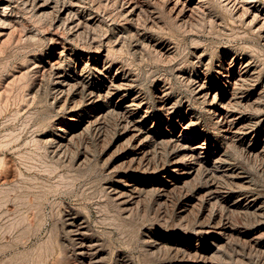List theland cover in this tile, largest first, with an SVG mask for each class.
Here are the masks:
<instances>
[{"label": "rangeland", "instance_id": "374dc122", "mask_svg": "<svg viewBox=\"0 0 264 264\" xmlns=\"http://www.w3.org/2000/svg\"><path fill=\"white\" fill-rule=\"evenodd\" d=\"M0 264H264V0H0Z\"/></svg>", "mask_w": 264, "mask_h": 264}, {"label": "bare ground", "instance_id": "6f19581e", "mask_svg": "<svg viewBox=\"0 0 264 264\" xmlns=\"http://www.w3.org/2000/svg\"><path fill=\"white\" fill-rule=\"evenodd\" d=\"M246 63V62H245ZM247 64V63H246ZM248 65H250V64H248ZM249 70H250V67L249 66H247V65H245V66H242V68L239 70L242 74H248V72H249ZM251 71V70H250ZM240 74V73H239ZM238 74V75H239ZM245 76V75H244ZM76 78V77H75ZM65 79V78H64ZM64 79L62 78L59 82H61V83H64ZM239 79V78H238ZM86 80V79H85ZM76 81V80H75ZM79 81V80H78ZM58 82V81H57ZM84 82V81H83ZM90 82V81H89ZM125 83V82H124ZM80 84V83H79ZM82 84V83H81ZM78 85V84H77ZM82 85H84V84H82ZM109 85H113V84H110L109 83ZM81 86V85H80ZM114 86H115V84H114ZM108 87V86H107ZM112 87V86H111ZM117 87H119V84H118V86ZM82 88V87H81ZM115 88V87H114ZM123 88V87H122ZM200 88V87H199ZM92 89V88H91ZM113 89V88H112ZM93 90V89H92ZM108 90V89H107ZM114 90V89H113ZM105 91V90H104ZM106 92H108V91H106ZM91 93L92 94H94V92L93 91H91ZM91 93H90V95H91ZM113 93V92H112ZM111 93V94H112ZM116 94V93H115ZM118 94V93H117ZM95 95V94H94ZM104 95V94H103ZM122 96H123V94H122ZM137 97V96H136ZM98 98V97H97ZM122 99V98H121ZM128 99V98H127ZM132 99V102H131V104H133V105H137V106H140L141 105V103H139V102H141V101H139L137 98H135V97H132L131 98ZM93 100V99H92ZM97 100H99V98L97 99ZM103 100V99H102ZM118 100V99H117ZM123 101V100H122ZM124 102V101H123ZM127 106V105H126ZM128 107V106H127ZM130 107V106H129ZM227 107V106H226ZM226 107H224V105H217V104H214L213 105V109L215 110V114H219L220 115V119H221V121H222V126H223V131H225L226 133H227V135L228 136H230V137H237V136H239L240 135V133H243L244 131H243V127H245L244 125H243V123H242V121L238 118V116L237 115H235V114H233V113H230L229 112V110L226 108ZM130 112V111H129ZM137 114L138 113H136V112H131L130 113V115H129V117H130V120H131V122H132V124H131V122H130V124L131 125H133V128L135 129V130H142V124H141V122L143 121V118L142 117H136L137 116ZM127 115V114H126ZM239 115V114H238ZM141 116V115H140ZM144 116V115H143ZM146 119V118H145ZM246 131V130H245ZM138 133V132H137ZM137 133H136V135H137ZM134 134H135V131H134ZM179 135H182V133H180ZM242 135V134H241ZM178 136V135H177ZM227 136V137H228ZM173 138V137H172ZM178 139H180V136H178V138H176V140H178ZM237 139H238V137H237ZM174 140V139H173ZM185 141V140H184ZM187 142H185V143H183V148L185 149V151H186V154H188V156H190V158L192 157V158H194L195 156H196V153H197V150H199L200 152H201V149H208L210 146H209V144L206 142V141H204V142H198V141H189V140H186ZM181 143V142H180ZM221 154H223V153H221ZM221 154H215L214 155V157L212 158V165L211 166H213V167H223V166H225L224 165V160H223V158H221ZM185 156V155H184ZM183 157V156H182ZM181 157V158H182ZM186 157V156H185ZM205 158H206V156H205ZM177 159V158H176ZM180 159V158H179ZM183 159V158H182ZM181 159V160H182ZM188 159V158H187ZM209 160H210V157L208 158ZM178 160V159H177ZM177 160H174L173 162H172V165L176 168L178 165H179V161H177ZM185 161H187V160H185ZM183 162V161H182ZM184 163V162H183ZM203 164V163H202ZM211 164V163H210ZM193 166V165H192ZM192 166H189V168H193ZM212 167V168H213ZM173 169V168H172ZM194 169V168H193ZM223 169H226V168H223ZM225 171V170H224ZM191 172V171H190ZM234 172V171H233ZM231 173V172H230ZM237 174V173H236ZM240 176V175H239ZM239 199V198H238ZM234 201V200H233ZM240 204V203H239ZM210 226V225H209ZM212 226V225H211ZM220 226V225H219ZM214 228V227H213ZM209 231V230H208ZM219 231V230H218ZM209 234V233H208ZM187 249V248H186Z\"/></svg>", "mask_w": 264, "mask_h": 264}]
</instances>
